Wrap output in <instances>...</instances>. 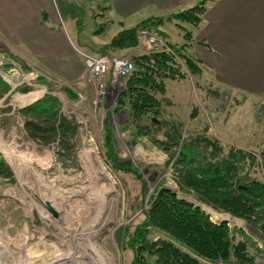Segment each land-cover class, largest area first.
Instances as JSON below:
<instances>
[{
    "label": "rangeland",
    "instance_id": "obj_1",
    "mask_svg": "<svg viewBox=\"0 0 264 264\" xmlns=\"http://www.w3.org/2000/svg\"><path fill=\"white\" fill-rule=\"evenodd\" d=\"M110 4L56 0L70 43L97 55L129 57L155 52L143 43L144 35L164 42L159 31L171 42L189 41L190 24L170 14L186 8H151L121 17ZM147 17L154 26L140 29L134 45H111L120 30ZM0 54L12 60L9 66L0 61V264H91L87 256L95 247L105 254L102 264H182L187 255L198 264H264L263 220L248 222L213 203L185 174L195 166L185 153L188 143L202 150L208 141L210 153L219 147V157L233 154L231 161L241 170L231 176L264 184V98L228 91L204 72L191 75L177 59L178 70L169 72L161 88L148 91L152 98L142 119H136L127 97L115 106L93 103L85 72L67 80L1 41ZM179 70L185 76L174 78ZM24 84L36 91L20 93ZM44 99L52 100L51 107L41 112L36 102ZM33 105L37 110L20 113ZM61 120L72 129L63 131ZM43 126L52 131L37 132ZM163 195L198 206L213 221L226 220L232 230L228 262L206 255L159 217L149 220L151 205L160 197L165 201ZM170 243L183 256L168 251Z\"/></svg>",
    "mask_w": 264,
    "mask_h": 264
},
{
    "label": "crops",
    "instance_id": "obj_2",
    "mask_svg": "<svg viewBox=\"0 0 264 264\" xmlns=\"http://www.w3.org/2000/svg\"><path fill=\"white\" fill-rule=\"evenodd\" d=\"M199 1L110 0V8L126 17L151 8H186ZM60 24L56 0H0V41L20 57L72 81L86 71ZM196 39L204 44H195L192 53L216 84L264 98V0L208 1ZM7 59L0 54V61L9 66L12 60Z\"/></svg>",
    "mask_w": 264,
    "mask_h": 264
},
{
    "label": "trees",
    "instance_id": "obj_3",
    "mask_svg": "<svg viewBox=\"0 0 264 264\" xmlns=\"http://www.w3.org/2000/svg\"><path fill=\"white\" fill-rule=\"evenodd\" d=\"M208 1L210 0H200L196 4L183 9L186 12L180 14H176V12L170 13L171 15L175 13L177 18H181L180 20L190 24L191 28L186 32V37L189 41L185 43L171 42L162 34V31H159L156 33L165 38L166 42L164 41V43L169 50L152 53L141 52L130 56L125 55L132 59L134 69L125 80L124 88L116 97V100H114V106L118 103L121 96L127 97L129 98V108L134 112L131 115L136 119H142L140 116L147 109V104L152 98L150 95H147L148 91L161 88V81L163 82L164 78L169 77V72H176L178 70L179 62L177 59L184 61L183 63L189 68L190 71L188 73L191 75L204 72V68L200 65L192 50L195 44H204L203 40L196 39V33L204 19ZM152 18L147 17L140 20L134 27L120 30L113 38L111 45H134L136 43V33L140 29L146 30V28L154 26L155 21ZM104 54L101 53L100 55ZM178 75L185 76L180 70L173 76L177 78ZM48 101L49 104H47ZM51 101L44 99L36 103L37 105H39V102L42 104L43 110L41 112H44L47 108L51 107ZM34 105L20 110V113L24 114V112L29 110H37ZM39 110L38 114H41ZM153 121V123L159 124L158 120L154 119ZM27 125H32V122H28ZM59 127L63 131L72 129L66 122H62V120ZM36 128L37 132L50 133L52 131V128L49 129L44 126ZM33 133H36V131L34 130ZM188 145L189 147L185 149V153L189 155L191 162L195 166H191L189 170L185 171V174L197 183L201 193L213 203L246 218L248 222L262 219L261 225L264 226V184L254 179L247 181L245 176H239V174L231 176V172L241 170V167L236 166L231 161L233 158L232 153L219 157L217 155L221 152L219 147H213V151L210 153L208 141L202 150L195 143L189 142ZM0 164L4 166L2 161H0ZM163 197L166 199L165 201L160 197L151 205V213L147 214L150 218L149 220H155L154 217L151 218V215L159 217L171 232L175 234L179 233L183 237L196 241L203 248L206 255L210 257L217 256L218 259L221 258L226 262L229 261L231 254L229 238H231L230 234L232 230L225 220L213 221L208 213H203V210L201 211L198 206H193L192 203H183L171 195H163ZM146 232L147 229L143 233ZM133 248L137 250L136 242ZM167 250L175 251L182 254V256L184 254L183 250L174 245V243H170L167 246ZM189 259H191V256H185L182 264H198L194 260L190 261ZM240 261L244 262L243 260Z\"/></svg>",
    "mask_w": 264,
    "mask_h": 264
},
{
    "label": "built area",
    "instance_id": "obj_4",
    "mask_svg": "<svg viewBox=\"0 0 264 264\" xmlns=\"http://www.w3.org/2000/svg\"><path fill=\"white\" fill-rule=\"evenodd\" d=\"M142 34L147 33L142 32ZM143 43L147 48L155 52L169 50L165 46V43L154 36V34L144 35ZM72 47L83 60L86 71L84 80L86 84L93 87L94 91L93 103L101 104L106 102L108 105L113 104L116 97L124 88L125 80L134 69L132 59L116 55H97L85 52L74 45Z\"/></svg>",
    "mask_w": 264,
    "mask_h": 264
},
{
    "label": "bare ground",
    "instance_id": "obj_5",
    "mask_svg": "<svg viewBox=\"0 0 264 264\" xmlns=\"http://www.w3.org/2000/svg\"><path fill=\"white\" fill-rule=\"evenodd\" d=\"M36 91V90H35ZM35 91H32V92H35ZM42 93H43V91L42 90H40ZM32 92H30V93H32ZM29 94V93H28ZM28 94H26V95H28ZM98 175V174H97ZM98 177H100L99 175H98ZM101 178V177H100ZM99 180V179H98ZM98 185V184H97ZM93 191V190H92ZM97 191V190H96ZM110 191V190H109ZM113 191V190H112ZM108 192V191H107ZM103 195V194H102ZM98 196V195H97ZM93 197V196H92ZM97 199V198H96ZM95 199V200H96ZM100 199H103V198H100ZM99 201V200H98ZM102 201H104V200H102ZM90 204V203H89ZM53 209L56 211V209L53 207ZM56 213L58 214V212L56 211ZM78 247V246H77ZM93 247V246H92ZM87 248V247H86ZM86 256V255H85ZM87 257H89L91 260H92V263H94V264H102V263H104V261H105V254L103 253V251L101 250V249H99V248H97L96 249V247H95V249L94 250H91V252H89V256H87ZM62 259V258H61ZM28 262V261H27ZM27 262H25L26 264H27ZM62 262V261H61ZM80 262V261H79ZM30 263V262H29ZM67 263V262H66ZM91 263V264H92ZM61 264V263H60ZM85 264V263H84Z\"/></svg>",
    "mask_w": 264,
    "mask_h": 264
},
{
    "label": "water",
    "instance_id": "obj_6",
    "mask_svg": "<svg viewBox=\"0 0 264 264\" xmlns=\"http://www.w3.org/2000/svg\"><path fill=\"white\" fill-rule=\"evenodd\" d=\"M7 62H10L9 59L6 60ZM31 90H33V86L31 84H24L19 88L20 93H28ZM45 207L48 209L54 216L57 215L56 211L53 209V207L50 205L49 202H45ZM226 221V220H225Z\"/></svg>",
    "mask_w": 264,
    "mask_h": 264
}]
</instances>
